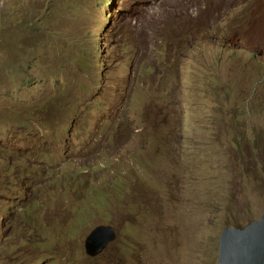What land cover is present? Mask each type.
Returning <instances> with one entry per match:
<instances>
[{"label":"rangeland","instance_id":"374dc122","mask_svg":"<svg viewBox=\"0 0 264 264\" xmlns=\"http://www.w3.org/2000/svg\"><path fill=\"white\" fill-rule=\"evenodd\" d=\"M52 1L0 0V264H217L264 211V0Z\"/></svg>","mask_w":264,"mask_h":264},{"label":"water","instance_id":"95a60500","mask_svg":"<svg viewBox=\"0 0 264 264\" xmlns=\"http://www.w3.org/2000/svg\"><path fill=\"white\" fill-rule=\"evenodd\" d=\"M115 238L113 226H97L85 241L87 254L99 255ZM218 255L217 264H264V211L245 227H224Z\"/></svg>","mask_w":264,"mask_h":264},{"label":"trees","instance_id":"16d2710c","mask_svg":"<svg viewBox=\"0 0 264 264\" xmlns=\"http://www.w3.org/2000/svg\"><path fill=\"white\" fill-rule=\"evenodd\" d=\"M105 2H106V0H105ZM52 5L55 7V5H56V7H55V9L57 10L58 8H61V9H64V7H63V4H62V2L60 1V0H53L52 2ZM109 4H111V1H109V3H108V5ZM65 10V9H64ZM44 15H46V16H50V13H47V14H44ZM44 19V18H43ZM43 19L41 18L40 20H41V22L39 23V29H41V30H44V27H43ZM216 27H218V26H213V28H216ZM40 31V30H39ZM221 32H225V30H220ZM40 34H42V32L40 31ZM223 47H226V46H223ZM227 48V47H226ZM94 67V66H93ZM132 107V104H129V106H128V109H130Z\"/></svg>","mask_w":264,"mask_h":264}]
</instances>
